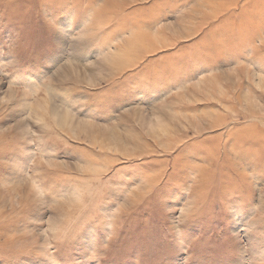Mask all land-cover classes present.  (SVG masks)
<instances>
[{"label":"rangeland","instance_id":"1","mask_svg":"<svg viewBox=\"0 0 264 264\" xmlns=\"http://www.w3.org/2000/svg\"><path fill=\"white\" fill-rule=\"evenodd\" d=\"M0 170V264H264V0H0Z\"/></svg>","mask_w":264,"mask_h":264},{"label":"snow or ice","instance_id":"2","mask_svg":"<svg viewBox=\"0 0 264 264\" xmlns=\"http://www.w3.org/2000/svg\"><path fill=\"white\" fill-rule=\"evenodd\" d=\"M73 32H74V29H70L69 28V29H65L61 33L57 34L56 39H57V42L61 45L62 49L68 47V37H71L73 35ZM81 38H77V39H81ZM201 71H203V69H201ZM196 75H199V72H197L195 74L189 73V76L192 79H194ZM182 82H183V80L178 81L176 84L171 85V88H173V89L176 88L177 84L182 83ZM42 150L43 151H48L49 149L48 148H43ZM30 151H31V149H30ZM5 159L11 160V159H13V157L6 156ZM12 175H13V173L11 171L0 170V178H4V177L10 178ZM137 179H138V176L134 177L133 178V183H135ZM63 190H64L63 186H56L55 188H53L52 195L53 196L58 195Z\"/></svg>","mask_w":264,"mask_h":264}]
</instances>
